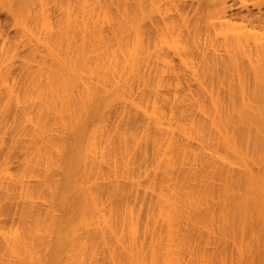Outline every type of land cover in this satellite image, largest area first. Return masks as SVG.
Returning a JSON list of instances; mask_svg holds the SVG:
<instances>
[{
  "label": "bare ground",
  "instance_id": "1",
  "mask_svg": "<svg viewBox=\"0 0 264 264\" xmlns=\"http://www.w3.org/2000/svg\"><path fill=\"white\" fill-rule=\"evenodd\" d=\"M237 7L0 0V264H264V0Z\"/></svg>",
  "mask_w": 264,
  "mask_h": 264
},
{
  "label": "rangeland",
  "instance_id": "2",
  "mask_svg": "<svg viewBox=\"0 0 264 264\" xmlns=\"http://www.w3.org/2000/svg\"><path fill=\"white\" fill-rule=\"evenodd\" d=\"M240 1H241V0H229V4H230V3H234V5H235L234 12H238V11H239L237 6L240 4ZM246 1H248V2H253L254 0H246ZM252 11H253L255 14L257 13V9H252ZM261 13H262V14L264 13V7L262 8ZM235 23H236L237 25L246 24V25H248L249 27L251 26V24H249V22H243V21L240 20V19H236V20H235ZM256 29L259 30L260 33H261L262 31H264V29H262V31H261L259 27H256Z\"/></svg>",
  "mask_w": 264,
  "mask_h": 264
}]
</instances>
